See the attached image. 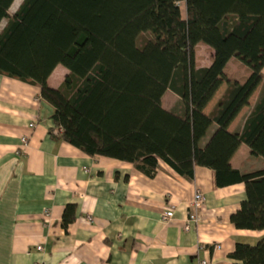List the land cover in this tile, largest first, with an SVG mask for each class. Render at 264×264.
Listing matches in <instances>:
<instances>
[{
	"label": "trees",
	"instance_id": "trees-1",
	"mask_svg": "<svg viewBox=\"0 0 264 264\" xmlns=\"http://www.w3.org/2000/svg\"><path fill=\"white\" fill-rule=\"evenodd\" d=\"M14 2L0 0V24L6 20L0 74L39 88L53 109L58 139L88 157L131 164L149 178L159 162L187 180L195 167L211 169L218 188L244 185L232 225L264 230V168L242 173L230 165L242 144L264 159V0H22L9 16ZM201 45L212 51L209 67L196 63ZM231 60L249 72L242 84L226 74ZM57 66L68 74L51 89L47 79ZM260 85L242 128L230 133ZM167 91L177 98L170 110L162 106ZM74 211L65 207V230ZM229 257L264 264V238L253 246L237 243Z\"/></svg>",
	"mask_w": 264,
	"mask_h": 264
},
{
	"label": "crops",
	"instance_id": "crops-1",
	"mask_svg": "<svg viewBox=\"0 0 264 264\" xmlns=\"http://www.w3.org/2000/svg\"><path fill=\"white\" fill-rule=\"evenodd\" d=\"M67 74L57 66L48 87L58 89ZM261 89L230 133L242 128ZM220 90L206 115L222 98ZM52 114L37 86L0 74V264H235L229 256L237 243L253 246L264 238V230H238L230 222L245 200L243 184L218 188L214 171L203 167L187 180L162 162L149 178L131 164L88 157L56 137ZM230 165L248 173L263 169L264 159L242 144ZM196 191L205 205L197 225L183 231ZM67 205L75 211L65 230ZM170 206L175 214L163 221Z\"/></svg>",
	"mask_w": 264,
	"mask_h": 264
},
{
	"label": "rangeland",
	"instance_id": "rangeland-1",
	"mask_svg": "<svg viewBox=\"0 0 264 264\" xmlns=\"http://www.w3.org/2000/svg\"><path fill=\"white\" fill-rule=\"evenodd\" d=\"M21 2L22 0H15L11 9L9 10V16L13 15V13L17 10ZM180 11H181L182 18L185 19V9H184L183 3L180 4ZM5 24H6V20H4L0 24V32L5 26ZM146 39H148V35L142 36L140 38L139 44H142ZM195 57H196V63L198 66L207 67L209 66L211 62L212 51L206 46H203V45L198 46L196 47ZM225 71L230 80H236L240 84H242L244 82V79L247 76H249L248 70L244 66H242L239 62L234 61V60L230 61ZM262 74L264 75V70ZM225 89H226V85L224 84L221 86V90L219 91V94L223 93ZM176 102H177L176 96L172 94L170 91H167L162 98V106L165 110H168L169 108L172 109V107H174ZM246 111L247 109L245 108L243 112H246Z\"/></svg>",
	"mask_w": 264,
	"mask_h": 264
},
{
	"label": "built area",
	"instance_id": "built-area-1",
	"mask_svg": "<svg viewBox=\"0 0 264 264\" xmlns=\"http://www.w3.org/2000/svg\"><path fill=\"white\" fill-rule=\"evenodd\" d=\"M29 127L33 128V124L29 125ZM21 144L22 147L27 144L26 137L21 139ZM204 205H205V199L202 193L196 191L186 212V218L182 226L183 231H189L192 227L197 225V223L200 220L199 213L203 210ZM174 214H175V209L174 207L170 206L168 207L167 211L162 215V220L167 222L173 218ZM37 250H41V248L38 247ZM200 264H207V262L202 261Z\"/></svg>",
	"mask_w": 264,
	"mask_h": 264
}]
</instances>
